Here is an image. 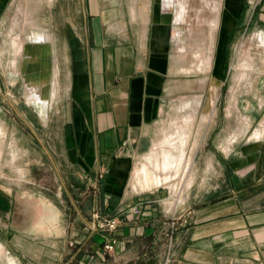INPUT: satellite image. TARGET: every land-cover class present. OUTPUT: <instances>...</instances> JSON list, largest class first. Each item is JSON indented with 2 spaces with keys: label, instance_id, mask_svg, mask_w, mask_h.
Returning a JSON list of instances; mask_svg holds the SVG:
<instances>
[{
  "label": "crops",
  "instance_id": "obj_1",
  "mask_svg": "<svg viewBox=\"0 0 264 264\" xmlns=\"http://www.w3.org/2000/svg\"><path fill=\"white\" fill-rule=\"evenodd\" d=\"M14 1L0 0V28ZM207 1L212 6L211 0ZM41 5L43 18L38 12ZM30 9L11 24L12 59L7 60L4 49L0 51V92L5 79L7 94L23 98L28 111L26 115L18 113L20 123L12 128L5 121L0 127L6 131L5 141L10 134L18 147L22 142L42 145L83 223L85 215L96 208L103 215L119 218L116 235L124 237H117L116 255L125 249L124 238H130V228L135 226L138 233L147 235L161 222L154 196L158 190L136 197L129 196L128 188L141 163L139 156L144 154V159L160 142L152 138L151 131L163 113L170 80L180 73L176 71V42L186 34L182 25L194 9L193 0H34ZM251 27L264 32V0H222L219 49L214 53L211 78H223L227 47L236 32ZM18 32L24 47L14 67ZM34 33H42L45 39H37ZM257 36L262 39L264 34ZM55 70L56 95L48 100L43 116L40 102L27 98L29 85L44 79L49 84ZM63 78L67 80L66 91ZM63 94L71 98L65 109ZM54 105H59L56 111L62 122L53 138L55 146L41 137L35 120L39 115L40 125L46 127ZM242 135L222 142L224 150L210 140V152L220 166H208L207 171L222 176V187L228 193L222 194L217 183L207 200H188L187 209L192 213L175 232L172 264H264V201L258 200L264 190V140L244 144L243 140L238 142ZM19 150L13 164L24 156ZM16 200L0 188L2 253L6 246L20 264H60L61 256L70 253L71 238L79 233L68 235V227L56 225L60 219L53 212L32 221L36 212L22 210L19 221ZM139 203L144 206L139 221L133 222L132 207ZM80 235L83 244L64 264L76 256L88 257L87 264H109L103 248L105 236L94 232L87 237ZM84 246L91 247L90 257Z\"/></svg>",
  "mask_w": 264,
  "mask_h": 264
},
{
  "label": "rangeland",
  "instance_id": "obj_2",
  "mask_svg": "<svg viewBox=\"0 0 264 264\" xmlns=\"http://www.w3.org/2000/svg\"><path fill=\"white\" fill-rule=\"evenodd\" d=\"M32 6H34V0H15L12 9L5 15V23L0 28V51L4 49L7 60H11L14 55L13 46L10 44V36L12 33L11 24L13 23V19L18 17L21 18L24 12L31 10L30 8H32ZM39 7V16L43 18L44 6L41 5ZM193 7L194 9L190 13L188 22L182 25L186 34L182 38V41L176 42L175 61L177 64L179 63L176 71L180 73L171 78L168 93L164 99L165 105L163 113L158 123L155 124L151 131L152 138L157 142L160 141L158 143V145H160L164 140L171 138L172 135L178 131V124L191 113L188 112L186 107L188 103L193 102L192 104H196L198 101L203 102L204 105L202 107L199 106L197 110L198 120L196 119L194 123L195 125L190 133L189 139L183 147L181 143L178 142L176 147H180V149H176L172 152L175 157H177L183 149L185 156L187 158H192V169L189 175H186V178L180 180L179 186L176 188H174L176 181L173 182V184L153 183V185L150 184L149 186L143 187L138 181L136 182L137 171L133 174V177L131 176L132 182L131 186L128 188L129 196H144L150 193V190H158L154 196L157 198L156 204L161 211V216L158 217L161 222L156 224L153 229L148 230L147 232L149 233H147V235L138 233V228L135 226L134 228H130L131 235L130 238H124L126 244L123 251L114 255L115 250L112 252L104 250L106 252V259L109 260L107 263L109 264H164L167 253V238L171 232L172 222V211H169L168 208L178 205L179 212H182L183 209H187L188 200H207V196H210V194L214 192L212 187L216 186L217 183H219L221 187L223 185V182H221L222 176L214 175V171H210L211 174L207 171L208 166L212 169L220 166L217 158H213V154L210 152V140L214 141L219 150H224L222 142L227 140L231 142L236 136L238 137L241 135L242 132L243 135L238 142L243 140L245 144L247 142L264 140V40H262L264 37L262 36V39H259V36H257L256 38V35L261 33L264 34V32L257 30L256 27H251L246 32L238 31L235 33L234 39L227 47L228 57L225 73L223 74L224 76L218 81L211 78L213 73L211 70L208 72H201L192 68L195 61L192 53L186 50V48L188 46L194 47L196 42L199 41L206 45L210 44L208 22L215 12L214 7L210 6L207 0H193ZM182 32L183 29L181 30V33ZM40 34L42 33H34V36L38 39ZM218 34L219 31H216L214 34L215 54L218 53L219 49ZM15 36H19L20 41L18 45L14 42L16 52L14 61L17 65V56L23 51L24 40L19 32ZM25 37H27V35H25ZM182 44L183 46L180 47ZM180 49L187 55H182ZM242 49L250 50L252 59L254 60V66L247 70L245 77L239 81L238 77L241 74L239 65L241 63ZM57 75L58 72L55 70L49 80V84H46L48 80L44 79L40 81L39 85H36V81L29 85L27 98L29 101L40 102L42 107L41 114L43 116H46L45 111L49 107L48 100L53 99L56 95V90L53 89V86L55 88ZM204 80H209L211 83L209 82L207 85H210V88H215L216 91L214 95L215 104L212 107L213 110L211 112L210 121L205 123L202 121L205 111L204 106L206 105L204 102L207 99V88L205 89L202 85V81ZM5 82L6 80L3 79L4 84L0 92V124L5 121L6 126L12 128L13 125L20 123L21 118L18 113L26 115L28 107L24 105L23 98L18 94H15V97L7 94L8 86ZM62 84V86H64L63 90H65L67 84L65 78L62 79ZM36 95H40L39 99H35ZM43 96H46V99H42ZM68 96V94H63L62 102L64 109L67 107L68 103L71 102V98ZM216 104L217 110H215ZM58 106L59 105H54L53 109L49 111V119L51 121H48L49 124L46 127L40 125L42 122L39 115H36L33 111H29L36 115V127L41 137L50 140L52 144L54 135L59 134V126L62 124V122L59 121V110L56 111V107ZM237 126L238 129L236 130ZM43 130H45L44 133ZM166 131L168 132L167 134H165ZM3 132L4 134L0 136V151H2L3 156L0 157V188L7 190L12 196L14 195L16 197L18 204L15 214L16 218H19V221L23 218V214H21L22 210H25V212L34 210L36 212L32 221H39L44 215L48 217L53 212L57 214L60 219V221L57 220L56 225H59V227L62 225V228L68 227V235H71L73 232L79 233L73 235V238H71L73 244H69L70 253L67 257L61 256L60 264L68 262L72 255L83 244L84 241H81L80 234H84L87 237L90 233L94 232L103 234L105 238L109 236L110 232L106 230L94 231L92 228L88 227V224L93 220V211H91L90 215H85L87 220L84 223L81 221V218L76 217L77 209L67 195L65 186L49 154L46 152L44 153L45 150L41 148V144L36 146L32 143L22 142L19 145L20 147H18L16 143L12 142L10 134L7 135L5 141L6 131L3 129ZM262 142L264 144V141ZM53 145L55 146L56 144ZM23 149H25V153ZM16 150H19V152L22 151L24 156L20 157L18 161L13 164L14 162H12V160L16 161L18 158ZM151 152L149 154H151ZM12 154L15 159L11 158ZM149 154L145 156L144 159H142L144 154L139 156L138 162L141 160V163L138 168L142 167L148 160ZM229 161L233 164L235 162L232 158L229 159ZM262 165L264 166V159ZM99 178L101 177L99 176ZM221 189L220 192L222 194L228 193L223 187ZM71 195L75 200V204L80 205L79 202H76L77 198L73 194ZM197 195L198 197L193 199L194 196ZM258 200L264 201V190L259 192ZM170 201L173 205L169 203ZM140 205L144 206L142 203H139L138 206ZM134 207L135 206L132 207V213ZM99 211L101 212L102 210L99 209ZM179 212H177V216ZM138 215L133 213L131 221H139L137 218ZM42 226H44V224H42ZM43 233L44 231L42 230L41 234ZM118 236L121 235H116V237ZM122 236L124 237V235ZM0 237H2L1 234ZM74 240L79 241L77 242ZM97 240L101 241V238L97 236ZM89 243L91 244L92 242ZM5 248L6 250L2 248L4 254L2 252L0 253V264H9L11 259H13L12 257H15L16 261L19 263L17 256L9 252L10 250L8 247L5 246ZM84 248L86 249L85 253L89 254L90 257V255H92L91 247L84 246ZM82 263L87 264L88 257L81 259L76 256L72 259L70 264Z\"/></svg>",
  "mask_w": 264,
  "mask_h": 264
},
{
  "label": "bare ground",
  "instance_id": "obj_3",
  "mask_svg": "<svg viewBox=\"0 0 264 264\" xmlns=\"http://www.w3.org/2000/svg\"><path fill=\"white\" fill-rule=\"evenodd\" d=\"M211 1H212L211 5L214 7L215 12L213 16L210 17L209 22H208L209 23L210 44L206 45L205 43L199 41V42H196L194 47L188 46L186 48V50L192 53L194 61H195V64L192 66V68L195 69L196 71L198 70L201 72H208L209 70H211L213 67V63H214V46H215L214 45V40H215L214 34L217 31L218 26H219L220 9L222 5V0H211ZM38 38L45 39L43 34H40ZM14 42L16 43V45L20 44L19 36L15 38ZM253 61L254 60L252 59L250 50L242 49L241 63L239 65V70L241 72V74L238 77L239 81L245 77L246 71L251 69L254 66ZM13 63L15 67L16 66L15 61ZM209 82H210L209 80L202 81V85L204 86V88L205 89L207 88L206 89L207 99L204 102L206 103V105L204 106L205 111H204V114L201 112L203 114L202 121L204 123L210 121V117L212 114L211 112L213 110L212 107L215 104L214 95L216 94V91H215V88L213 87L210 88L209 87L210 85H207L209 84ZM36 83H37L36 85H39L40 81L36 80ZM39 96L40 95H36L35 99H39ZM42 99H46V96H43ZM192 103H188V106H186L188 112H191V113L188 114L186 118L181 121V123L179 122L180 124H178L177 126L178 131L174 133L171 138L164 140L160 145L157 144L156 147L152 150L151 154H149L148 160L142 165V167H139L137 169L136 182L138 181V183H140L143 187L149 186L150 184L153 185V183L173 184V182L176 181V185H174L175 186L174 188H176L179 186L180 180L186 178V175H189V173L191 172V169H192L191 159L192 158L191 157L187 158L185 156V152L183 151V149L182 151H180V154H178L177 157H175V155L172 152L175 151L176 149H180V147L179 148L176 147L178 142H180L183 147V145L189 139L190 133L192 132V129L195 125L194 123L196 122V119L198 120L197 110L199 109V106L202 107L204 105L203 102H200V101H198L196 104H192ZM191 110L192 111L194 110V111L192 112ZM3 134H4L3 129L2 127H0V136ZM0 157H2V151H0ZM12 158H13V154H12ZM169 203L173 205L171 201ZM1 252L2 251L0 247V253ZM9 264H16V262L14 259H11Z\"/></svg>",
  "mask_w": 264,
  "mask_h": 264
},
{
  "label": "built area",
  "instance_id": "obj_4",
  "mask_svg": "<svg viewBox=\"0 0 264 264\" xmlns=\"http://www.w3.org/2000/svg\"><path fill=\"white\" fill-rule=\"evenodd\" d=\"M180 204V203H179ZM143 206H135L133 208V213L137 215L140 214L141 208ZM171 212V232L167 238V253L164 264H171L174 261V248H175V232L178 229L180 223H187L189 216L192 213L191 209H183L182 212H179V206L168 208ZM177 212L179 215L177 216ZM92 222L88 224V227L92 230H106L110 232L109 236L105 238L103 243V248L107 252H112L115 250L118 239L116 237V231L119 227L120 220L115 216H104L98 208L93 210ZM178 264H183L178 262Z\"/></svg>",
  "mask_w": 264,
  "mask_h": 264
}]
</instances>
